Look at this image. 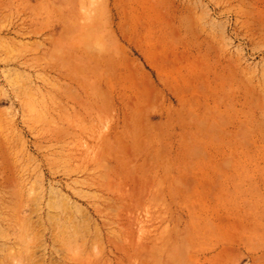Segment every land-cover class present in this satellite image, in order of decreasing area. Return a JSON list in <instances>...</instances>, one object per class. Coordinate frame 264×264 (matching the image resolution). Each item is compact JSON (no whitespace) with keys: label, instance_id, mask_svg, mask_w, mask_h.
Returning <instances> with one entry per match:
<instances>
[{"label":"rangeland","instance_id":"374dc122","mask_svg":"<svg viewBox=\"0 0 264 264\" xmlns=\"http://www.w3.org/2000/svg\"><path fill=\"white\" fill-rule=\"evenodd\" d=\"M230 148L264 199V0H0V264H230Z\"/></svg>","mask_w":264,"mask_h":264},{"label":"bare ground","instance_id":"6f19581e","mask_svg":"<svg viewBox=\"0 0 264 264\" xmlns=\"http://www.w3.org/2000/svg\"><path fill=\"white\" fill-rule=\"evenodd\" d=\"M250 158L249 154L242 156L230 148V264H239L244 257L247 258V264H264L263 204L258 207L259 202L264 203V199L257 186L243 189L236 179L240 171L246 175L243 164ZM186 255L181 254V264H189L186 260L190 255ZM227 255L222 252L211 254L202 260L198 259L196 264H222L221 261Z\"/></svg>","mask_w":264,"mask_h":264}]
</instances>
